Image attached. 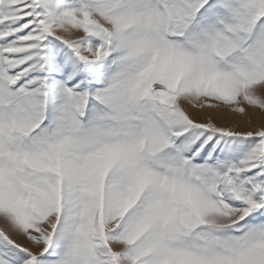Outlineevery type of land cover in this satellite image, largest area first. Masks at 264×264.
I'll list each match as a JSON object with an SVG mask.
<instances>
[{"label":"snow or ice","instance_id":"1","mask_svg":"<svg viewBox=\"0 0 264 264\" xmlns=\"http://www.w3.org/2000/svg\"><path fill=\"white\" fill-rule=\"evenodd\" d=\"M0 264H264V0H0Z\"/></svg>","mask_w":264,"mask_h":264},{"label":"rangeland","instance_id":"2","mask_svg":"<svg viewBox=\"0 0 264 264\" xmlns=\"http://www.w3.org/2000/svg\"><path fill=\"white\" fill-rule=\"evenodd\" d=\"M190 114L193 116L194 119H200V120L205 119V115H206V114H197L195 112H192ZM21 242H23V241H21Z\"/></svg>","mask_w":264,"mask_h":264}]
</instances>
